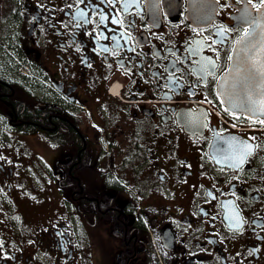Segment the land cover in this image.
I'll return each mask as SVG.
<instances>
[{
  "label": "flooded vegetation",
  "instance_id": "1",
  "mask_svg": "<svg viewBox=\"0 0 264 264\" xmlns=\"http://www.w3.org/2000/svg\"><path fill=\"white\" fill-rule=\"evenodd\" d=\"M261 10L0 0V264H264Z\"/></svg>",
  "mask_w": 264,
  "mask_h": 264
},
{
  "label": "water",
  "instance_id": "2",
  "mask_svg": "<svg viewBox=\"0 0 264 264\" xmlns=\"http://www.w3.org/2000/svg\"><path fill=\"white\" fill-rule=\"evenodd\" d=\"M256 25L251 29L252 33L259 32L262 36L255 40L264 41V10H261L257 15ZM244 40H239L234 50V57L228 72L221 78L218 83V91L221 95L224 105L232 112L244 114L250 118L259 116L264 118V92L262 91L258 97H253L254 101L240 100L241 92L229 94L228 87L231 85L232 89L239 91L243 82V74L245 70L241 66V56L243 55L242 45ZM262 85V83H259ZM254 85V83H253ZM264 89V85L262 86Z\"/></svg>",
  "mask_w": 264,
  "mask_h": 264
},
{
  "label": "rangeland",
  "instance_id": "3",
  "mask_svg": "<svg viewBox=\"0 0 264 264\" xmlns=\"http://www.w3.org/2000/svg\"><path fill=\"white\" fill-rule=\"evenodd\" d=\"M48 168V167H47ZM45 171H47V169L45 168L44 169ZM104 254H107V251L104 249Z\"/></svg>",
  "mask_w": 264,
  "mask_h": 264
},
{
  "label": "snow or ice",
  "instance_id": "4",
  "mask_svg": "<svg viewBox=\"0 0 264 264\" xmlns=\"http://www.w3.org/2000/svg\"><path fill=\"white\" fill-rule=\"evenodd\" d=\"M247 35V34H246ZM262 123H264V121H261ZM241 162H243V161H241Z\"/></svg>",
  "mask_w": 264,
  "mask_h": 264
}]
</instances>
